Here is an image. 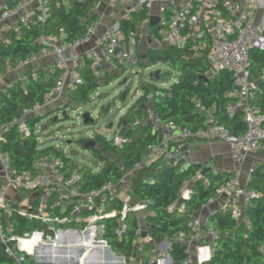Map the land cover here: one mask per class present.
Listing matches in <instances>:
<instances>
[{
  "label": "trees",
  "instance_id": "trees-1",
  "mask_svg": "<svg viewBox=\"0 0 264 264\" xmlns=\"http://www.w3.org/2000/svg\"><path fill=\"white\" fill-rule=\"evenodd\" d=\"M20 1L22 0H17L16 3ZM95 2L96 0H67L65 6L50 0L47 5L49 15L45 20H38L36 13L32 19L25 22L19 21L16 29L11 28L5 31L4 36L9 39V42H3L0 37V75L6 73L7 69L16 68L21 61L38 54L46 47L43 39L58 37L61 31L65 33V40L68 42L81 36L88 25L96 21V15L92 12ZM144 17L145 10L142 9L137 20L132 17L122 19L119 24L123 37L135 32L137 22ZM207 52L208 49L195 53L189 41L182 47L168 46L166 48L163 54L168 68L163 71L162 77L165 80L173 78V82L168 89H162L153 83L142 86L144 92L128 104L124 114L118 118L119 131L116 133L124 138L121 146L114 145L111 138H106L101 133H95L92 137L82 136L76 140L81 147L89 140H93L96 144H101L104 152L117 155V159L112 160L99 148L91 149L94 156L102 162L96 171L84 166L78 167L62 148L38 141L39 135L34 133L33 127L37 124L41 125V122L46 119H48L47 122H51L50 116L55 111L44 118L28 117L26 119L30 132L28 136L23 137L17 131L16 125L12 122L22 118L25 109L43 102L60 73L59 70L55 73L37 70L38 78L33 79L31 71H27L26 82L16 80L11 88L5 87L0 91V153L9 157L10 165L15 169L30 173L37 171L34 165L37 159L48 156L60 158L68 171L78 169L81 172L83 189L99 187L109 181L117 184L125 172L133 171L128 178L129 192L134 199L146 201L148 209L153 212L145 216L148 222V237L155 244H160L177 232H189L188 222L191 216L210 199L217 197L221 185L233 174L228 175L217 170L210 171L206 175L208 183L196 179L192 184L191 195L184 201L185 210L178 212L170 209L169 206L176 199L184 182L194 177L201 169V165L190 163L184 166L183 162L177 160L158 168L157 160H154L142 164L137 169L134 167L143 161L151 145L159 144L163 139L162 132L159 129L154 131L153 125H149V120H146L147 112L151 109L150 104L155 116L160 117L164 122L171 121L182 128L190 130L206 128V115L210 113L213 123L224 125L229 129L230 134H243L245 124L242 120V111L238 109L232 116L225 113V106L231 100L227 92L232 86V73L221 71L217 75L208 76ZM158 59L156 53H151L148 56L147 65L143 66L139 62L138 65L147 68ZM263 68L264 50H251L248 69L250 79L256 84V94L251 102L259 108L264 119ZM79 71L82 80L78 89L67 92L68 99L75 109L91 102L93 93L99 87L95 75L96 68H91L89 57H83ZM150 75L152 79L159 81L155 72H151ZM119 97H123V94L121 93ZM109 109L108 105L102 106L101 114H107ZM137 119L145 121L134 125ZM111 122L112 119L107 124L109 127ZM3 124L8 125L5 132L1 129ZM246 187L257 191L258 196L246 206L245 220L238 222L227 209L208 217L207 223L218 235L212 241L206 236L198 240V244L209 242L212 245L211 257L201 264H243L244 262L264 264V248H260L264 244L263 168L252 172ZM112 208L121 209L120 201H113ZM35 210L36 203L32 206V212ZM131 214L132 212H128L125 215L126 228L120 235L115 234V229L120 223L119 215L107 217L103 221L102 238L113 254L121 255L123 264H136L132 255L134 241L139 237V222L138 218L132 219ZM1 225L8 246L16 245L17 236H25L37 229L47 231L45 224L35 218L22 215L16 206L9 210L7 220L2 218ZM54 226L57 229L65 227V225ZM69 226L83 230L86 222L75 220ZM169 243L167 253L171 256V264H190L186 243L179 240H171ZM17 252L21 251L17 249ZM21 253L24 259L17 262L4 251L0 241V264H54L37 262L30 254Z\"/></svg>",
  "mask_w": 264,
  "mask_h": 264
},
{
  "label": "built area",
  "instance_id": "built-area-1",
  "mask_svg": "<svg viewBox=\"0 0 264 264\" xmlns=\"http://www.w3.org/2000/svg\"><path fill=\"white\" fill-rule=\"evenodd\" d=\"M34 1L38 4L34 14L37 13L38 20H45L49 15L47 7L49 0H22L13 7L9 5L2 7L0 23H4L11 15ZM115 1L111 0V4L114 5ZM137 2L140 6H149L155 2L162 5L163 13H165V42L167 46L182 47L189 41L195 53L208 49V76L217 75L221 71L232 73V86L227 92V96L231 100L225 106V113L232 116L238 109L241 110L245 130L241 135H233L230 134L227 127L215 123L207 125L206 128L190 130L176 126L171 121L164 122L156 118L153 111L149 109L146 120L155 121L156 125L162 129L174 128L177 135L175 139L164 137L159 144L151 145L143 161L136 164L134 169L154 160H179L182 142L193 139L217 140L227 143L230 146L232 156L237 161L243 160L251 152L264 151V119L259 108L251 102L256 94V84L250 79L248 69L251 50H264V0H188L184 2L137 0ZM257 13L260 15L256 20ZM20 21L25 22L26 20L22 18ZM96 27L97 22H92L83 34L72 42L65 40L66 35L63 31L60 32V36L49 38L48 42L43 39L46 47L38 54L19 63V65H24L39 56L55 54L57 59L47 67L45 72L60 71L55 85L45 95L43 102L25 109L23 117L12 122L16 125L21 136L26 137L30 133L26 123L28 117L34 116L41 109H48L65 92L78 89L82 80L79 67L83 58L76 53L65 57L64 53L71 46L78 47L88 43ZM11 28L8 24L2 25V39L5 43H8L9 39L4 36V32ZM102 40V45L91 49L89 52L91 68H97L101 63L110 66L138 65L137 40L134 32L123 37L119 22H114L105 31ZM31 75L33 79L38 78L36 70L31 71ZM262 75H264V68ZM21 80L23 83L26 82L27 76L24 75ZM12 86L13 82L6 85L9 88ZM144 121L137 119L134 125ZM7 128L8 125L3 124L1 126L2 132H5ZM110 138L113 144L117 146H121L124 142L123 136L119 133H113ZM34 165L37 168L35 173L18 171L10 165L9 157L0 153V241L4 246V251L17 262L24 259L21 252L27 253L29 248L33 250L44 241L55 242L61 233V228L57 229L54 225L70 227L69 225L77 220V217H81L77 221L86 222V226L83 230L76 228L80 232V240L77 244L82 248V254L79 259L77 258V263L84 264L87 254L93 248L99 245L107 248L102 238L104 219L119 215L120 223L115 229V234L120 235L126 228L124 217L128 212L142 211L143 218L153 213L148 209L146 201L136 200L134 204L131 202L132 196L128 188V178L133 171L125 172L117 184L109 181L99 187L83 189L81 172L78 169L68 171L64 168V163L60 158L54 156L41 157L35 161ZM210 171L215 172L217 168L210 165ZM196 179L208 183L207 176L202 175L200 170L197 171L194 177L184 182L176 199L171 202L170 209H175L178 212L185 210L184 201L191 195L192 184ZM7 188L35 193V212H32L31 207L28 211L19 210V213L45 224L47 226L46 232L37 229L25 236H17L16 245H7L1 225L2 218L11 209L5 198ZM219 194L226 197V208L238 222L245 220L244 210L246 206L258 196L257 191L241 186L237 176L230 177L221 185ZM115 200L120 201L121 209L112 208V202ZM200 226L201 222L194 214L188 222L189 232L180 231L173 234L170 239H166L168 243L171 240L186 243L190 264H201L208 260L212 254V245L209 242L198 244L197 235ZM49 228L55 229L51 240L47 238ZM141 231L142 229L139 228V237L134 241V248L137 240L141 237ZM205 233L210 241L218 235L209 224L205 225ZM72 236L73 233H71ZM147 237L148 235L145 238ZM148 239L150 238L148 237ZM260 248L263 249L264 244ZM17 249L21 252L18 253ZM143 264H171V256L167 251L162 252L148 257ZM243 264L257 263L244 262Z\"/></svg>",
  "mask_w": 264,
  "mask_h": 264
},
{
  "label": "crops",
  "instance_id": "crops-1",
  "mask_svg": "<svg viewBox=\"0 0 264 264\" xmlns=\"http://www.w3.org/2000/svg\"><path fill=\"white\" fill-rule=\"evenodd\" d=\"M50 1V0H49ZM57 3H62L66 6L67 0H55ZM177 2H184L188 0H176ZM17 0H0V10L4 5H14ZM38 4L36 1L27 4L22 7L17 13L11 15L4 23H0V37L2 38L1 28L3 24H8L12 28L16 29L19 21L23 18L26 21L33 18V14L37 11ZM145 10V17L137 22L135 27V37L137 40V53L139 63L143 66L147 63L148 56L151 53L164 52L168 47L165 42L166 27L164 25V13L162 5L158 2L152 3L149 6H140L137 0H116L114 5L111 4V0H96L92 12L96 15L97 27L92 34L88 43L81 44L78 47H69L64 56L68 57L72 54H79L89 57V52L95 47H99L103 43V35L105 31L114 22H120L124 18H139L141 10ZM259 17L257 13L256 20ZM49 38L45 39L48 42ZM163 55V53H162ZM57 55L50 54L47 56H39L35 60L30 61L24 65H18L14 69H9L6 73L0 75V91L3 90L6 85L16 80H21L27 71L41 70L45 72L55 60ZM123 66H110L106 63H101L95 71V75L106 76L112 71L122 70ZM46 73V72H45ZM22 81V80H21ZM67 95V92H65ZM62 97L56 101L48 109L56 107ZM69 100V99H68ZM47 109H41L34 116L38 115L40 111ZM206 123L210 125L213 123V119L210 113L206 115ZM159 129L162 132L163 138L175 139L177 131L174 128L162 129L156 124L153 125V130ZM179 161L183 162L185 166L188 163H194L201 165V168L206 165H213L224 173L232 176H237L241 186H247V183L251 177L252 172L255 169L263 168L264 170V151H255L249 153L243 160L237 161L231 154L230 146L227 143H223L217 140L205 141L203 139L186 140L182 142V149L179 154ZM157 166L160 168L164 162L157 160ZM5 198L9 204V207H18L21 211H28L35 203V193L15 191L12 189H6ZM131 202L134 204L136 199L131 197ZM226 197L219 194L217 197L210 199L203 207L195 213V216L199 218L201 222L200 231L198 232L197 239L200 240L206 236L205 225L208 224V217L216 212L225 211ZM142 211H135L138 218L139 228L144 229L148 225L145 218L142 217ZM7 220V215L4 216ZM71 233L73 236L71 237ZM138 241H141L148 248V255H158L162 252H166L169 245L166 246L165 240L160 244H155L150 238L140 237ZM75 231L61 232L55 242L44 241L36 246L33 250L30 248L27 253L33 256L37 262H46L51 260L53 263H65V264H80L77 263L76 254L79 248L76 249L73 246L76 245ZM58 250V251H57ZM82 251V250H81ZM152 252V253H149ZM139 254V253H138ZM144 254V253H143ZM132 259L136 264H143L144 258L138 257L137 253H133ZM84 264H123L121 255L110 254L104 246H97L93 248L85 258Z\"/></svg>",
  "mask_w": 264,
  "mask_h": 264
},
{
  "label": "rangeland",
  "instance_id": "rangeland-1",
  "mask_svg": "<svg viewBox=\"0 0 264 264\" xmlns=\"http://www.w3.org/2000/svg\"><path fill=\"white\" fill-rule=\"evenodd\" d=\"M162 53L163 51L156 53V55L165 57ZM123 67L124 69L112 71L104 77L97 75L99 87L93 93L92 101L80 108L75 109L74 105L68 100L66 93H64L63 99L56 107L40 111L36 115L39 118H44L54 111L55 113L50 116L52 118L51 122H47L48 119H46L41 122V125L37 124L33 127L34 133L39 135L38 141L42 144L47 143L62 148L78 167L84 166L93 171L98 170L102 164L101 160L94 156L91 149H85L78 145L76 140L82 136L92 137L95 133H101L106 138H110L114 132L119 131L118 118L124 114L127 105L135 101L144 92L142 86H145L146 83H153L157 87L168 89L173 82V78L165 80L162 77L163 71L168 68L166 60L158 59L147 68L127 64ZM155 71H158L159 81L152 79L150 75L151 72ZM121 93L123 97H119ZM106 105L110 107L109 112L101 114L102 106ZM85 111H88L93 118V122L88 125L82 122L81 114ZM110 119H112L111 127L107 125ZM98 147L101 152L106 153L101 144H98ZM106 155L112 160L117 159L115 154L106 153ZM160 161L164 162L163 165L176 162V160ZM80 218L77 217V220ZM131 218H136V214L132 213ZM60 230L61 232L75 231L76 227H63ZM73 247L78 249L79 245L76 244ZM81 250L80 247L76 254L78 259L82 254ZM147 250L146 245L137 240L134 248L137 256L144 259L150 257L147 253L149 250Z\"/></svg>",
  "mask_w": 264,
  "mask_h": 264
},
{
  "label": "water",
  "instance_id": "water-1",
  "mask_svg": "<svg viewBox=\"0 0 264 264\" xmlns=\"http://www.w3.org/2000/svg\"><path fill=\"white\" fill-rule=\"evenodd\" d=\"M157 57H158L159 59H162V61H165V60H166L165 57H162V56H160V55H158ZM155 75L158 76V71H155ZM149 106H150V108L152 109V104H150ZM63 114H65V113H63ZM81 116H82V122H83L84 124H88V123H92V122H93V118L91 117V115H90V113H89L88 111L83 112V113L81 114ZM156 118L161 119V118L158 117V116H156ZM148 124H149V125H154V124H156V122H155V121H149ZM155 130H156V129H154V131H155ZM83 147H84L85 149H98V148H99V147H98V144H96V142L93 141V140H89L88 142H86L85 145H84ZM96 162H97V161H96ZM188 164H190V163H188ZM200 172H201L202 175L206 176V175L210 172V165L203 166V167L200 169ZM147 227H148V225H146L145 228H144V230H142L141 233H140L141 237H143V238H145V237L147 236ZM54 232H55V229H54V228H49V229H48L47 238H48L49 240H51V239L53 238ZM79 240H80V232H79V230H76V231H75V241L78 243ZM165 244H166V246L169 245V243H168L167 240H165ZM106 249H107V251H108L111 255L113 254L108 248H106ZM43 263H53V262H51V260H48V261L43 262ZM54 264H65V263H54ZM75 264H76V263H75Z\"/></svg>",
  "mask_w": 264,
  "mask_h": 264
}]
</instances>
